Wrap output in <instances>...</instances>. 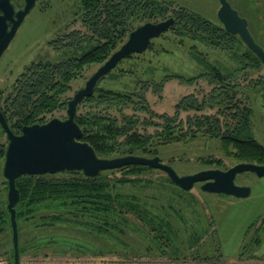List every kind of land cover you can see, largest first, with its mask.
Masks as SVG:
<instances>
[{"label":"trees","instance_id":"16d2710c","mask_svg":"<svg viewBox=\"0 0 264 264\" xmlns=\"http://www.w3.org/2000/svg\"><path fill=\"white\" fill-rule=\"evenodd\" d=\"M79 3L77 14L89 33L81 38L78 36L79 30H72L64 38H53L50 46L57 51L61 49L62 57L56 61L40 59L25 66L11 83L9 93L2 100L3 104L0 103V109L14 132H20L22 126L27 124L45 122V115L56 109H66L70 97L65 98L64 94L71 89V81L80 75L85 66L102 63L135 26L151 18L160 17L162 20L172 16L174 23L165 34L169 32L172 37L170 41L178 45L185 46L187 40L191 42L188 52L201 71L191 76L165 73L157 79L154 75L156 69L148 64L151 58L142 57L143 52L134 53L139 60L133 62L132 67L119 68L111 77L134 73L138 66H142L144 69L141 71H146L148 78L138 79L137 85L125 90L96 84L93 94L84 97L77 106L75 118L82 129L81 140L92 145L101 157L126 154L155 156L159 153L160 145L192 140L205 133L219 139L226 155L239 161L264 164V144L252 133V106L233 77L241 70L248 74V69L259 68L262 62L238 34L227 31L221 23L184 6L171 9L174 5L172 2L79 0ZM254 8L257 21L264 25V7L255 5ZM134 20H140V23L132 26L131 21ZM197 42L227 51L236 66L224 67L211 61L206 52L198 49ZM259 42L264 47V39ZM158 51L167 49L162 46ZM170 79H177L187 85H194L199 79H204L211 89L201 98L195 93L183 95L175 103L172 114L157 113L151 108L146 92L150 89L161 95L164 84ZM256 83H261V78H256L252 85ZM4 92L0 90V98ZM205 107L216 108V112L189 115L185 120L180 116L181 111L194 110L198 113ZM127 109L131 112H127ZM140 113L146 115L141 117ZM139 125H152L156 129L149 133L139 129ZM6 146L0 143V157L5 158ZM229 146L232 151H228ZM205 162L222 164V160L216 157L207 158ZM153 169L147 165L130 164L100 171L96 176H86L81 170H66L58 173L60 176L57 173L20 175L15 181L20 196L15 205L20 231V254L38 255L46 248H52L53 252L60 249L62 254L68 251L80 254L109 252L110 248L106 251L96 250L84 243L88 238L91 239L88 236H92L93 241L94 238H100L112 247L117 243L123 244L119 234L123 235L135 226L130 216L149 229L158 250L167 253V248L173 243L172 238L177 234L172 216L183 218L181 204L191 198L184 196L189 190L181 188L169 177L165 179L166 182L179 191L172 194L171 198L166 197V206L154 202L160 194H143L142 190L127 189L151 185L150 179L139 175ZM116 170H121V176L114 174ZM185 207L188 208V205ZM7 208L5 202L0 204V234L9 229L11 231ZM201 220L202 216L197 214V223ZM258 222L256 220L248 228L249 231L255 228L249 244L257 246L262 242L259 229L264 228V217L259 225ZM24 224L35 231L27 238L21 237ZM211 226L212 222L206 226L200 225L198 230L192 228L187 240L188 247L197 246ZM242 247L240 255L244 257L249 246ZM216 251L219 249L216 248ZM11 254L13 259V248Z\"/></svg>","mask_w":264,"mask_h":264},{"label":"rangeland","instance_id":"374dc122","mask_svg":"<svg viewBox=\"0 0 264 264\" xmlns=\"http://www.w3.org/2000/svg\"><path fill=\"white\" fill-rule=\"evenodd\" d=\"M24 1L15 0L14 2L16 6H21L24 4ZM153 1L172 2L174 5L171 9L177 6H184L208 19L220 23L217 18V10L220 5L219 0ZM228 1L237 9L240 15L247 18L250 32L257 43L260 44L259 41L264 39V25L257 21L255 15L256 8L254 6L260 7L262 5L264 7V0H255L254 3L251 0ZM79 4V0H38L29 11L30 13L25 16L16 33L17 35H15L9 47L1 56L2 58H0V90L5 91L1 95L0 103H2L4 97L9 93L11 83L24 70L25 66L29 65L32 61L40 59L56 61L62 57L60 53L61 49L57 51L50 46L53 38H64V35L72 30H79L78 36L81 38L83 35L89 33V29H86L77 14L79 12ZM169 14L170 11L167 15ZM262 15H264V12H262ZM159 20H161L160 17L149 19V21ZM138 23H140V20L131 21L132 26ZM165 32L153 38L151 40L152 47H148L141 55L145 59L151 58V62H147L156 69L154 75L156 74L157 79L165 73L176 72L186 76L199 73L201 67L188 52V46L191 42L187 40L185 46L175 44L170 41L172 38L170 33L167 32L165 34ZM197 45L199 50L207 53L211 61H216L224 67L236 66V63L228 57L227 51L207 47L201 42H197ZM162 46L167 51H158ZM241 49H244V45L241 46ZM137 57L138 55L135 56L134 54L131 57L126 56L122 58L111 69V72H108L98 80L97 84L125 90L134 87L138 79L148 78V75H146L148 73L141 71L144 69L142 66H138V69L136 68L134 73H127L121 77H111L119 68L132 67V63L139 60ZM100 64H92L82 68L80 75L71 81V89L64 94V97L71 98L74 92L84 85L86 79ZM248 70V74L241 70L233 77L241 85V92L249 99L252 106V133L260 143L264 144V64L259 68ZM258 77L261 78V83H256L253 86V82ZM210 89L211 85L206 80L199 79L196 84L188 85L184 95L195 93L198 98H201ZM171 93L179 97L175 100V103L183 96H179L175 88H172ZM146 97L151 108L157 113L166 112L172 114L174 112L175 103L173 104L170 100L173 97L164 96L163 91L160 95L149 89L146 92ZM126 111L131 112L129 109ZM215 112L216 108L205 107L198 113L194 110L181 111L180 116L185 120L189 115L214 114ZM140 115L142 117L146 114L140 113ZM45 116L46 121L53 117L64 118L66 117V109H56ZM1 127L0 143L6 145L8 138ZM138 127L149 133H153L156 129L152 125L145 127L139 125ZM158 151L160 159L163 162L169 163L179 175L193 173L206 168L226 169L235 163L241 162L235 157L225 154L219 139L209 137L205 133L199 134L192 140L160 145ZM228 151H232L231 146L228 147ZM212 157L220 158L222 164H207L205 160ZM4 162V157H0V204L3 202L7 204L8 197V184L3 175ZM58 173L56 175H59ZM109 174L111 175V173ZM114 174L121 176V170H116ZM139 177L150 179L151 185L144 188L138 186V188L129 187L127 189L133 191L142 190L143 194H160L159 200H154L156 204L164 203V206H166V200H168L166 197L171 198L172 194L179 191L175 186L166 182L165 179L168 176L160 169L146 170ZM201 183L196 182L192 189L188 191L189 193L184 194V196L191 199L185 200L181 204L180 213L183 218L175 215L172 216V220L177 226V234L172 238L173 243L167 248V253L163 254L158 250L150 230L135 217L130 216L135 226L128 229L125 234H119V237L123 240V244L117 243L114 245V248L106 245L100 238H94L93 241L92 236H88L91 239L88 240V238L89 242L86 240L84 243L96 250L104 249L106 251L107 248H110L111 251L109 252L103 254L91 252L80 254L68 251L66 254H62L60 249H56L58 251L53 252L52 248H46L43 253L41 252L38 255L23 253L20 255V264H264V228L259 229V236L262 241L259 246L249 244L255 228L250 231L248 230L251 224L256 220L260 222L262 217H264V176H257L254 172L250 171L240 172L236 175V184L248 185L250 187V194L245 197L204 191L201 189ZM186 205H188V208L185 207ZM174 206H176L175 203ZM190 207L195 211H191ZM197 214L202 216L200 223L196 221ZM211 222L212 226L209 227V231H207V234L201 239L200 243L193 248H189L187 240L191 229L196 228L198 230L200 225L206 226ZM259 222L257 225H259ZM22 231H24L21 236L22 238H27L35 233V231L33 232L25 224ZM11 232L9 229V231L0 234V264H13L11 257ZM243 245L249 246L245 250L246 254H244V257L240 255ZM216 248L219 251H216ZM248 255L256 257L247 258Z\"/></svg>","mask_w":264,"mask_h":264},{"label":"water","instance_id":"95a60500","mask_svg":"<svg viewBox=\"0 0 264 264\" xmlns=\"http://www.w3.org/2000/svg\"><path fill=\"white\" fill-rule=\"evenodd\" d=\"M38 0H25L19 8H15L13 0H0V58L17 35V31L25 16ZM217 18L223 27L238 34L242 41L259 57L264 64V47L254 39L248 27L247 18L240 15L228 0H219ZM174 23L168 16L159 21H147L131 30L124 42L97 67L86 79L83 86L74 92L67 101L66 117H53L43 123L22 126L16 133L9 125L6 115L0 109V126L7 136V146L3 164V175L7 181V204L11 226L13 248V264H20L19 229L16 219L15 205L19 199L16 178L23 174H54L66 170H81L86 176H96L100 171L119 168L130 164L147 165L164 171L178 186L191 190L196 182H202L204 191L217 192L245 197L250 194L248 185L235 183L238 173L254 172L264 176V164L241 161L226 169L206 168L199 171L179 175L167 162L158 155L144 156L126 154L114 157L99 156L94 147L81 140L82 129L77 123L78 104L93 94L98 80L106 75L118 62L132 53L144 52L151 40L160 36Z\"/></svg>","mask_w":264,"mask_h":264},{"label":"crops","instance_id":"0c3cea01","mask_svg":"<svg viewBox=\"0 0 264 264\" xmlns=\"http://www.w3.org/2000/svg\"><path fill=\"white\" fill-rule=\"evenodd\" d=\"M172 88H175L176 91L179 93V96L181 95H184L187 88H188V85L180 82L179 80L177 79H170L168 80L165 84H164V88H163V95L164 96H169V97H173V99H170L171 102H173V104L175 103V100L179 97H176L174 94L172 95L171 91H172ZM168 93V94H167ZM178 96V95H177Z\"/></svg>","mask_w":264,"mask_h":264},{"label":"flooded vegetation","instance_id":"af4514ba","mask_svg":"<svg viewBox=\"0 0 264 264\" xmlns=\"http://www.w3.org/2000/svg\"><path fill=\"white\" fill-rule=\"evenodd\" d=\"M15 0H13V2H14ZM14 4H15V2H14ZM20 6H16V4H15V8L17 9V8H19ZM202 184V183H201Z\"/></svg>","mask_w":264,"mask_h":264}]
</instances>
